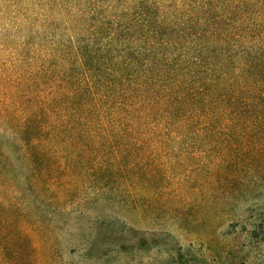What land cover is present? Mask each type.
<instances>
[{
	"label": "trees",
	"instance_id": "trees-1",
	"mask_svg": "<svg viewBox=\"0 0 264 264\" xmlns=\"http://www.w3.org/2000/svg\"><path fill=\"white\" fill-rule=\"evenodd\" d=\"M212 173L264 186V0H0L1 258L84 190Z\"/></svg>",
	"mask_w": 264,
	"mask_h": 264
},
{
	"label": "rangeland",
	"instance_id": "rangeland-1",
	"mask_svg": "<svg viewBox=\"0 0 264 264\" xmlns=\"http://www.w3.org/2000/svg\"><path fill=\"white\" fill-rule=\"evenodd\" d=\"M195 182L180 193L84 190L43 207L40 241L0 264H264V186L218 190L214 173Z\"/></svg>",
	"mask_w": 264,
	"mask_h": 264
}]
</instances>
